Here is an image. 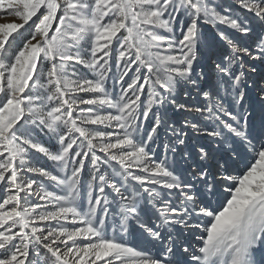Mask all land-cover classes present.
<instances>
[{
    "label": "snow or ice",
    "instance_id": "snow-or-ice-1",
    "mask_svg": "<svg viewBox=\"0 0 264 264\" xmlns=\"http://www.w3.org/2000/svg\"><path fill=\"white\" fill-rule=\"evenodd\" d=\"M234 3L264 24V0ZM5 9L20 23L0 25V264H264L255 259L264 251V135L256 139L249 132L243 91L244 69L256 71L243 58L264 60V36L250 50L218 30L229 51L215 63L216 83L202 92L204 103L189 106L175 97L179 85L196 86L197 76L204 79L193 67L201 25L223 26L243 36L251 32L214 0H0V10ZM26 26L33 29L31 38L10 52L12 42L24 38ZM113 59L121 71L118 96L106 88ZM258 100L264 103V94ZM82 105L116 114L77 113ZM168 106L193 114L183 127L211 138L218 148L224 145L231 158L239 159L240 150L249 154L245 172L227 174L228 161L203 145L195 148L191 179L176 174L167 158L154 160L149 144L162 128L175 137L165 145L167 151L186 147L188 133L167 119ZM236 106L238 113L231 110ZM149 120L152 127L141 138L143 122ZM84 125L114 128L115 133ZM43 131L60 146L55 153L38 139ZM33 154L53 162L54 170L37 167ZM183 155L191 159V153ZM86 161L93 172L85 211L79 202ZM113 162L119 167L108 172L105 166ZM29 173L54 190L28 179ZM194 180L209 194H215L217 183L228 185L223 190L230 198L222 210L193 192ZM28 197L42 203L29 206ZM116 209L122 236L135 223L159 246L157 256L106 237ZM149 211L155 219H145ZM193 231L206 234L195 236L202 241L198 248L184 246L179 238Z\"/></svg>",
    "mask_w": 264,
    "mask_h": 264
},
{
    "label": "rangeland",
    "instance_id": "rangeland-1",
    "mask_svg": "<svg viewBox=\"0 0 264 264\" xmlns=\"http://www.w3.org/2000/svg\"><path fill=\"white\" fill-rule=\"evenodd\" d=\"M214 3L219 5V10L223 12L225 8H229L231 10L232 16H238L241 20H244L245 23L251 28V32L247 36H243L239 33H236L233 30L227 29L223 26H209V25H201L202 30V39L201 43L198 45L197 50V60L194 63V74H202L204 79H198V85L193 86L191 84H181L178 86L177 94L175 99L178 103H183L185 105H193L199 104L202 105L204 103L202 92L209 90L210 86L215 85L216 83V76L217 73L215 71V63H219L223 61V58L228 53V48L219 40L217 31H224L226 32L231 38L237 41L239 44L249 47L250 50L254 49L256 43L260 39V37L264 36V24H261L257 19L253 18L251 14L246 13L243 9L239 8L235 3L234 0H214ZM9 23H20L19 19L11 14L8 10H0V25L9 24ZM23 31V39L17 37L15 41L12 42V47L9 49L10 52H15L24 42L26 39L31 38V34L33 29L26 28ZM177 35H180L177 32ZM173 54L179 55L178 52H174ZM89 55L85 54V59L87 60ZM244 63L246 66H255L256 71L254 73H248L247 67L244 71L247 73L244 77L245 86L243 91L246 94V103L244 104V110L250 113L248 119V129L253 138H260L264 135V103H261L258 100L259 95L261 93V88H264V60H256L252 61L247 57L243 58ZM112 64V70L109 73L110 79L106 82V88L113 96H118L121 87L117 83V77L121 75V71L119 68L115 66V59L110 61ZM77 70L86 76L87 78L94 79L91 72L88 69L83 68L80 65L75 66ZM131 75V74H130ZM185 93L187 94V98H185ZM84 98H91L94 94H82ZM144 102L146 103V98ZM230 97L225 98V107L230 106ZM91 109L92 112H99L100 115H108V114H116L114 110L107 109V108H97L96 106H86L82 105L80 108L77 109V113L80 111H88ZM231 110L233 112H240V107H232ZM161 111H165V109H161ZM167 119L176 127L177 131H183L188 133V136L185 138L186 140V147L184 146H177V152L171 153L167 151L165 145L175 142V137H171L168 135L166 129L158 130V137L154 143L149 144V148L152 151L154 160H163L167 158V163L170 165L171 168L174 169L175 173L179 176L191 179L190 172L195 166L196 162V154L195 148L197 146L203 145L205 146L214 156L217 158H223L228 161L227 164V174H231L233 177H239L242 175L248 164L250 162V155L247 154L245 151H241V156L239 159L231 158L228 154V149L221 145L219 148L217 147L216 143L211 140V138L204 137V136H197L195 135L190 128H185L184 123L186 120H191L193 114L185 112V111H176L172 106H168L166 109ZM75 115V114H74ZM152 120L147 122H143V129L140 132L141 138H146L147 131L150 130L152 127ZM201 125H203V121H200ZM84 127L90 130H99L105 133H115L114 128H105L103 126H94V125H84ZM123 135L121 131L119 133ZM51 134L47 131L37 133L38 139L49 148L50 151L56 152L60 147L55 139L50 138ZM80 142L78 141V144ZM86 150V148H85ZM183 153H191V159H185ZM100 156L101 160H105L106 158L102 153H96ZM33 159L37 167H44L48 170H54V164L51 161H48L46 158L40 156L39 154H33ZM86 170L82 173L81 176V200L80 204L83 207V210H87V185L92 183V172L91 165L88 161H86ZM105 167L108 168V172H111L113 168H118V165H115L114 162L110 165H106ZM104 168L102 167V171ZM99 175V174H97ZM28 179H35L38 184H42L46 190L52 191L54 190L53 186L50 185V182L44 180L42 177H35L31 173L27 175ZM193 183L195 187L193 188V192L197 193L202 201L209 204L212 209L222 210V206H224L226 199L230 198V194L224 192V187L228 186L224 183H217L215 186V194H209L198 181L194 180ZM57 193L59 194V190L56 189ZM110 191V190H106ZM24 194L22 193L21 196ZM95 195V194H94ZM4 193L0 191V197H3ZM111 198V197H109ZM175 199V197H173ZM28 200L31 204L42 203L38 197H28ZM47 210V209H42ZM116 215L114 217H110L107 221L109 227L106 232L107 238L123 240L126 246L133 247L134 250L142 252L144 255H151L153 257L157 256L160 253V248L158 245H154L150 242L149 238H146V234L143 233L142 229L139 228L138 225L135 223L130 224L128 234L123 235L119 231V225L117 221L120 219L118 214V209H116ZM151 217L155 219L153 213L149 211L145 217L148 219ZM51 226V225H49ZM113 229H116L113 231ZM175 232H178V227L175 228ZM205 235V233H197L195 231L191 232V234L185 233L184 235L180 236L179 238L183 241L184 246L192 245L194 248H198L201 246L202 241L195 239V236ZM63 247V246H61ZM255 259L259 262L260 260L264 259V251L258 253Z\"/></svg>",
    "mask_w": 264,
    "mask_h": 264
}]
</instances>
